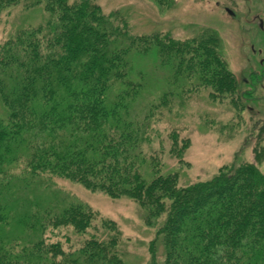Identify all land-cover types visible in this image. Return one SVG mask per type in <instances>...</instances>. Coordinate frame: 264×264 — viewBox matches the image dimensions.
Here are the masks:
<instances>
[{"label": "trees", "instance_id": "1", "mask_svg": "<svg viewBox=\"0 0 264 264\" xmlns=\"http://www.w3.org/2000/svg\"><path fill=\"white\" fill-rule=\"evenodd\" d=\"M22 4L44 15L36 24L26 17L0 43V264H125L117 224L102 222L107 236L88 232L97 212L66 202L54 180L129 197L148 225L161 220L150 264H264V149L187 187L177 172L162 173L160 151H144L154 134L146 121L170 112L176 95L146 106L150 72L135 67L139 58L155 53L154 70L186 85L183 101L209 90L244 103L217 33L136 35L126 14L96 0H0V18ZM178 136L174 129L171 153L182 162L189 140L179 146ZM60 227L80 236L76 246L70 235L51 240Z\"/></svg>", "mask_w": 264, "mask_h": 264}, {"label": "rangeland", "instance_id": "2", "mask_svg": "<svg viewBox=\"0 0 264 264\" xmlns=\"http://www.w3.org/2000/svg\"><path fill=\"white\" fill-rule=\"evenodd\" d=\"M96 1L106 13L126 14L136 35L169 33L177 39H188L207 30L216 32L222 40L224 61L237 78L238 94L242 98L252 92L253 78L264 70V0H176L167 9L159 8L152 0ZM22 6L8 9L0 18V43L26 17L30 23L41 21L42 7L25 10ZM134 65L150 72L144 96L146 106L157 103L170 91L176 95L170 112L163 111L159 121H146L148 131L154 134L144 145V151L161 152L164 175L177 172L180 186L187 187L210 181L223 167L255 162V150L264 149V98L259 99L264 97V88L254 94V102H242L243 106L238 107L232 98H211L209 90L187 94L183 101L179 92L186 85L170 81L173 74L168 68L159 66V71L154 70L158 66L155 53L137 59ZM174 129L179 131V146L183 139L189 140L182 162L171 153ZM258 166L264 170V163ZM53 186L63 193L66 202L80 201L97 212L96 221L88 231L91 234L107 236L102 222L117 224L118 250L125 264H150V246L157 237L161 220L148 225L146 210L129 197L114 199L102 191H90L60 180H54ZM54 232L55 235H50L52 241L70 235L76 246L81 239L71 227H60ZM64 247L69 249V244L65 243ZM158 258H163L161 247Z\"/></svg>", "mask_w": 264, "mask_h": 264}, {"label": "flooded vegetation", "instance_id": "3", "mask_svg": "<svg viewBox=\"0 0 264 264\" xmlns=\"http://www.w3.org/2000/svg\"><path fill=\"white\" fill-rule=\"evenodd\" d=\"M252 83H253L252 86H251L252 92L251 93H248V95L246 96V98L244 96V98H243V101L244 102H247V101L254 102V100H253L254 99V97H253L254 94L258 90L261 91V89L264 88V86H263V83H264V70H262V72H260L259 74L258 73L256 74V76L253 78ZM244 94H246V93L244 92L243 95ZM261 98H264V97H260L259 99H261Z\"/></svg>", "mask_w": 264, "mask_h": 264}]
</instances>
